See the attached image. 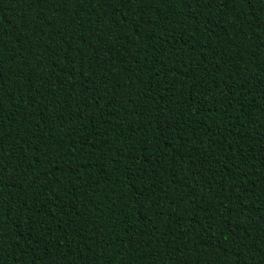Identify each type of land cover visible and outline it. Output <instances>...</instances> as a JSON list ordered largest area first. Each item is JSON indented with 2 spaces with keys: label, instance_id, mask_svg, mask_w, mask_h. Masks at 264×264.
Segmentation results:
<instances>
[{
  "label": "trees",
  "instance_id": "trees-1",
  "mask_svg": "<svg viewBox=\"0 0 264 264\" xmlns=\"http://www.w3.org/2000/svg\"><path fill=\"white\" fill-rule=\"evenodd\" d=\"M0 264H264V0H0Z\"/></svg>",
  "mask_w": 264,
  "mask_h": 264
}]
</instances>
